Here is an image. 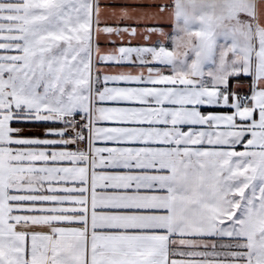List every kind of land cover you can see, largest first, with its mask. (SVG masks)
Instances as JSON below:
<instances>
[{
  "label": "snow or ice",
  "instance_id": "6c2138e0",
  "mask_svg": "<svg viewBox=\"0 0 264 264\" xmlns=\"http://www.w3.org/2000/svg\"><path fill=\"white\" fill-rule=\"evenodd\" d=\"M0 264H264V0H0Z\"/></svg>",
  "mask_w": 264,
  "mask_h": 264
},
{
  "label": "crops",
  "instance_id": "0c3cea01",
  "mask_svg": "<svg viewBox=\"0 0 264 264\" xmlns=\"http://www.w3.org/2000/svg\"><path fill=\"white\" fill-rule=\"evenodd\" d=\"M25 131H38V129H33V128H27Z\"/></svg>",
  "mask_w": 264,
  "mask_h": 264
}]
</instances>
